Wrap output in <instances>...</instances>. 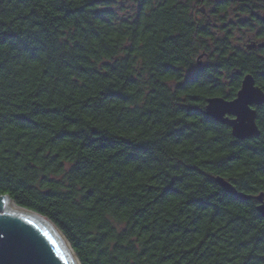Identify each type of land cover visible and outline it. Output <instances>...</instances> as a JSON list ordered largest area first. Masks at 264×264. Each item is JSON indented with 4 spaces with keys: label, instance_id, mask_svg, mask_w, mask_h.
<instances>
[{
    "label": "trees",
    "instance_id": "trees-1",
    "mask_svg": "<svg viewBox=\"0 0 264 264\" xmlns=\"http://www.w3.org/2000/svg\"><path fill=\"white\" fill-rule=\"evenodd\" d=\"M260 42L264 0H0V195L80 264H264L257 202L214 181L264 199V103L242 141L202 113L264 92Z\"/></svg>",
    "mask_w": 264,
    "mask_h": 264
},
{
    "label": "water",
    "instance_id": "water-1",
    "mask_svg": "<svg viewBox=\"0 0 264 264\" xmlns=\"http://www.w3.org/2000/svg\"><path fill=\"white\" fill-rule=\"evenodd\" d=\"M248 49L264 48V43H252ZM264 103V92L247 74L233 100L221 97L207 99L202 113L230 128L237 140L259 136L256 110ZM230 196L246 201L254 199L256 210L264 218L263 194L240 193L225 179L214 178ZM0 264H80L67 239L47 218L18 207L7 195H0Z\"/></svg>",
    "mask_w": 264,
    "mask_h": 264
},
{
    "label": "rangeland",
    "instance_id": "rangeland-1",
    "mask_svg": "<svg viewBox=\"0 0 264 264\" xmlns=\"http://www.w3.org/2000/svg\"><path fill=\"white\" fill-rule=\"evenodd\" d=\"M124 8H125V11L126 13H129L131 7L129 2H126L125 4H123ZM233 15V14H232ZM230 15L231 17H229V19L231 20H234L233 19V16ZM252 37L251 33H248V31H234L233 32V42L235 44H237L239 47H242L244 45V43L246 41H248V39H250Z\"/></svg>",
    "mask_w": 264,
    "mask_h": 264
},
{
    "label": "bare ground",
    "instance_id": "bare-ground-1",
    "mask_svg": "<svg viewBox=\"0 0 264 264\" xmlns=\"http://www.w3.org/2000/svg\"><path fill=\"white\" fill-rule=\"evenodd\" d=\"M0 213H1V214H4V211L2 210Z\"/></svg>",
    "mask_w": 264,
    "mask_h": 264
}]
</instances>
